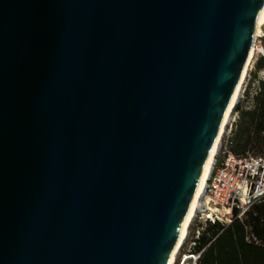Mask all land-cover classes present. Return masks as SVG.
I'll list each match as a JSON object with an SVG mask.
<instances>
[{"label": "water", "instance_id": "1", "mask_svg": "<svg viewBox=\"0 0 264 264\" xmlns=\"http://www.w3.org/2000/svg\"><path fill=\"white\" fill-rule=\"evenodd\" d=\"M264 0H0V264H167Z\"/></svg>", "mask_w": 264, "mask_h": 264}, {"label": "trees", "instance_id": "2", "mask_svg": "<svg viewBox=\"0 0 264 264\" xmlns=\"http://www.w3.org/2000/svg\"><path fill=\"white\" fill-rule=\"evenodd\" d=\"M253 77L264 69V55L254 63ZM249 97V89H245ZM249 105L237 101L233 110L237 119L228 138L229 149L236 154L264 155V79H258ZM191 220L187 239L194 242L190 254L199 253L195 264H264V197L255 201L239 217L236 213L228 221H206L198 236ZM177 264V263H176Z\"/></svg>", "mask_w": 264, "mask_h": 264}, {"label": "built area", "instance_id": "3", "mask_svg": "<svg viewBox=\"0 0 264 264\" xmlns=\"http://www.w3.org/2000/svg\"><path fill=\"white\" fill-rule=\"evenodd\" d=\"M255 50L264 55V23L254 37ZM264 79V77H261ZM237 115L238 113L234 111ZM222 133L214 155L210 173L206 179L200 202L194 216L199 218L194 230L198 236L201 224L210 221H228L234 213L241 216L252 203L264 197V156L251 153L236 154L229 149L228 138L235 122ZM194 243L193 241L191 242ZM195 264L199 253L190 254Z\"/></svg>", "mask_w": 264, "mask_h": 264}, {"label": "bare ground", "instance_id": "4", "mask_svg": "<svg viewBox=\"0 0 264 264\" xmlns=\"http://www.w3.org/2000/svg\"><path fill=\"white\" fill-rule=\"evenodd\" d=\"M264 23V5H262L257 17H256V21H255V29L253 31V40L255 35L260 31V25ZM251 41L248 49H247V53L246 56L244 58L238 79L236 81V84L234 86V89L230 95V98L227 102V105L224 109V112L222 114V117L220 119L217 131L215 133V136L213 138V141L211 143L210 149L208 151L207 157L205 159L204 165L202 167L197 185L195 187V190L193 192V195L190 199L189 202V206L185 215V218L183 220L182 226L180 228V231L178 233L175 245L171 251V254L169 256V260L167 262V264H173L176 258V254L178 253L179 249L182 246L183 240L187 234L188 231V225L190 224L193 216L195 215L197 206L200 202V198L201 195L203 193L204 190V186H205V182L206 179L210 173L211 167H212V162L214 159V154L216 152L217 149V145H218V141L219 138L222 134V132L225 129V125L228 122L230 116H231V112L233 110V107L238 99V97L240 96V93L242 91V87H243V83L245 81L246 75H247V71L248 68L250 67V63L252 61L253 55H254V41ZM185 257L187 258V255H185ZM185 258V259H186Z\"/></svg>", "mask_w": 264, "mask_h": 264}, {"label": "rangeland", "instance_id": "5", "mask_svg": "<svg viewBox=\"0 0 264 264\" xmlns=\"http://www.w3.org/2000/svg\"><path fill=\"white\" fill-rule=\"evenodd\" d=\"M262 42H264V41H262ZM254 48H255V46H254ZM259 55H262L260 50L259 49H257V50L254 49V55H253L252 61L250 63V67L248 68V71H247L248 73H247L245 81L243 83L242 91L240 93V96L237 99V101H239L242 105H249V103L251 101L250 100V96L252 95V93L255 92V89H256L257 84H258V79H261V77H264V69L258 70L255 77H253V74H252V72L255 70V67H254L255 60L257 59V57ZM246 88L249 89V97H246V94H245V89ZM237 116H238V114L236 115L234 110H232L231 116L229 118V121H231L233 117H235V119H237ZM229 121H228V123L226 125V129L229 126ZM222 133H224V135H225V132H222ZM262 156H264V155H262ZM192 220H195L196 223L199 222V218L197 216H193ZM190 240L191 239H187V234H186V236H185V238L183 240L182 246L179 249L178 253L176 254V258H175V261H174L173 264H176V263L177 264H192V258L190 257L191 255L189 253V249H190V247L192 245ZM185 255H187V258L185 257Z\"/></svg>", "mask_w": 264, "mask_h": 264}]
</instances>
